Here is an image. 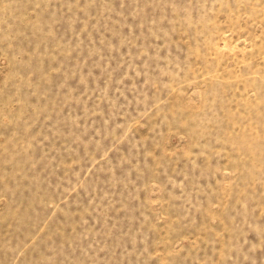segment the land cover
<instances>
[{
  "label": "rangeland",
  "instance_id": "374dc122",
  "mask_svg": "<svg viewBox=\"0 0 264 264\" xmlns=\"http://www.w3.org/2000/svg\"><path fill=\"white\" fill-rule=\"evenodd\" d=\"M0 264H264V0H0Z\"/></svg>",
  "mask_w": 264,
  "mask_h": 264
}]
</instances>
